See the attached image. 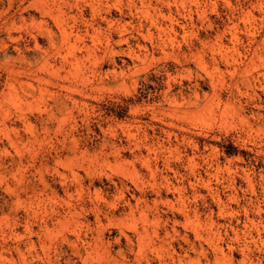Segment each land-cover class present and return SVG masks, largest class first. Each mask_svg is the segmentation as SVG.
<instances>
[{
    "label": "rangeland",
    "instance_id": "1",
    "mask_svg": "<svg viewBox=\"0 0 264 264\" xmlns=\"http://www.w3.org/2000/svg\"><path fill=\"white\" fill-rule=\"evenodd\" d=\"M0 264H264V0H0Z\"/></svg>",
    "mask_w": 264,
    "mask_h": 264
}]
</instances>
